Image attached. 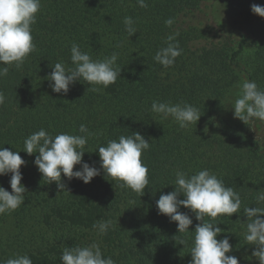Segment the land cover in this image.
<instances>
[{"label": "trees", "instance_id": "obj_1", "mask_svg": "<svg viewBox=\"0 0 264 264\" xmlns=\"http://www.w3.org/2000/svg\"><path fill=\"white\" fill-rule=\"evenodd\" d=\"M206 2L146 0L148 7L141 8L137 0H41L32 25L37 51L19 70L10 67L0 78L7 97L0 105V147L20 151L26 161L21 184L27 189L20 208L0 215V261L27 254L33 264H62L63 248L88 245L82 241L87 233L97 235L104 257L115 264H191L192 237L201 221L181 206L179 211L193 223L189 235L179 234L177 223L158 213L156 201L174 191L175 170L191 175L208 169L242 200L240 213L214 221L223 229L217 239L228 237L233 250L227 255L239 264H259L252 257L256 246L244 239L243 208L264 207L256 202L257 191L264 189V121L246 125L228 116L224 100L228 87L244 79L264 90V17L251 11L252 4L264 6V0H212L211 18ZM126 16L137 30L131 37L123 23ZM169 18L171 27L165 25ZM172 34H178L183 51L164 68L154 56ZM73 43L94 60L118 53L121 77L100 92L86 91L91 86L83 81L67 94L53 92L47 79L51 65L63 61L71 67ZM153 100L188 103L202 115L196 125L182 129L171 118L160 120L151 111ZM81 124L95 133L83 161L97 168L98 147L108 140L139 132L151 143L142 154L150 182L143 196L106 179L103 170L88 184L62 174L71 194L43 179L34 164L38 153L23 151L25 138L41 128L53 136L82 135ZM10 178V173L0 176V186L9 192ZM98 220L112 221L107 234L93 228ZM6 224L15 228L14 234L2 233ZM181 238L187 240L185 247L177 243Z\"/></svg>", "mask_w": 264, "mask_h": 264}, {"label": "clouds", "instance_id": "obj_2", "mask_svg": "<svg viewBox=\"0 0 264 264\" xmlns=\"http://www.w3.org/2000/svg\"><path fill=\"white\" fill-rule=\"evenodd\" d=\"M137 4L141 8L148 7L146 0H137ZM41 7V0H0V78L8 75L10 67L19 70L29 55L37 51L32 25L37 22ZM251 11L264 17V6L252 4ZM123 23L130 37L136 33L131 17H124ZM173 23L172 18L165 21L168 27ZM176 35H168L166 46L155 53L154 60L164 68L173 66L176 58L182 54ZM118 59L119 54L113 52L111 56L94 60L81 50L79 44L73 43L70 48L72 66H66L63 61L51 65L53 70L47 77L49 87L55 93L67 94L76 81H83L91 86L86 91L100 92L121 77V67L116 63ZM6 99L5 93L0 91V105ZM231 107L234 109V118L246 125L254 120L264 121V90L255 81L244 79L239 93L231 101ZM151 111L160 120L171 118L182 129L196 125L202 115L191 104L158 100L152 101ZM79 133L82 135L62 132L53 136L41 128L25 138L23 151L29 155L38 153L34 160L38 171L48 183L55 182L61 191L70 193L65 190L62 174L69 181L75 178L88 184L103 170L106 179L119 182L121 188L131 189L140 197L144 195V189L150 186L149 169L142 160V154L151 147L148 140L139 132L108 140L105 146L98 147L100 167L97 168L83 161L86 145L95 133L84 124L80 125ZM19 153L0 147V176L11 174L12 190L9 192L0 186V215L11 214L25 201L27 189L21 184L23 176L20 169L26 165V161ZM76 165H80V168L74 171ZM171 185L175 186L174 191L160 195L156 201L158 213L168 216L170 222H176L178 233L185 236L189 235V226L193 221L189 215L179 211L181 206L190 209L196 220L201 221L196 225L192 237L191 264H239L237 257L227 255L233 250L228 237L217 239L223 229L214 221L218 217H231L240 213V193L226 186L222 179L208 169L191 175L177 169ZM180 195L184 199H179ZM256 202L264 204V189L257 191ZM243 213L247 217L244 239L247 244L256 246L252 257L259 264H264V207H244ZM205 217L210 219L205 220ZM111 227V220H98L93 224L99 235L107 234ZM177 243L185 247L187 240L181 238ZM60 261L62 264H115L111 257H104L100 245L95 242L86 246L64 247ZM0 264H33V261L27 254H15L6 261H0Z\"/></svg>", "mask_w": 264, "mask_h": 264}, {"label": "rangeland", "instance_id": "obj_3", "mask_svg": "<svg viewBox=\"0 0 264 264\" xmlns=\"http://www.w3.org/2000/svg\"><path fill=\"white\" fill-rule=\"evenodd\" d=\"M212 2V0H207L206 2V7L205 8V13L207 14L208 18H211V9H210V3ZM205 26L210 25L208 24V22L203 23ZM212 26V25H211ZM213 27V26H212ZM242 85V83H233L231 84L228 89L226 90V97L224 100V112L225 114H227L228 116L234 118V109L231 107V101H233L237 94L240 91V86ZM237 119V118H235ZM30 191V190H29ZM15 232V228L11 225V224H6L5 226H3L2 228V233L3 234H8V235H12ZM71 237L76 239L77 237H81V234H71ZM82 241L85 244H91V243H97L98 241V237L96 234H87V233H83L82 235Z\"/></svg>", "mask_w": 264, "mask_h": 264}]
</instances>
